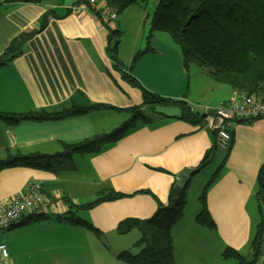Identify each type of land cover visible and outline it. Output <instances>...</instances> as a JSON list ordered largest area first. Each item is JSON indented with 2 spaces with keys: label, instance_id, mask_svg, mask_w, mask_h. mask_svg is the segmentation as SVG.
Masks as SVG:
<instances>
[{
  "label": "crops",
  "instance_id": "1",
  "mask_svg": "<svg viewBox=\"0 0 264 264\" xmlns=\"http://www.w3.org/2000/svg\"><path fill=\"white\" fill-rule=\"evenodd\" d=\"M87 1L0 0V56L11 42L36 32L45 21L43 30L21 43L19 54L0 67V113L59 109L71 102L107 107L61 121H28L15 127L0 122V160L15 153L55 155L63 151L65 144H78L111 132L125 121L126 112L116 109L142 106L139 87L162 98L184 101L192 112L203 116L202 107L216 106L236 95L217 83V94L207 90L192 94L190 80L185 96L172 93L174 82L161 70L184 77L189 71L174 50L165 53L156 45L160 42H146L143 21L149 9L137 3L116 17L121 30L135 22L136 39L128 43L126 50L120 39L116 61H111L106 45L109 30H113L107 21L112 9L103 0L92 6ZM120 28L116 30L121 32ZM164 43L169 46L170 42ZM146 49L130 67L134 53ZM179 85L175 91H179ZM118 114H124L122 119ZM146 115L148 123H138L116 143L100 145L97 154L59 159L53 171L16 167L0 172V199L22 192L30 182H39L48 203L45 211L34 215L37 221L0 234V243L6 245L8 253L5 264H14L24 253L38 264H52L49 257L53 264H97L94 256L98 254L101 264H124L116 256L130 252L141 234L133 230L118 235V223L128 218H151L159 205L166 206L170 188L176 186L180 173L190 175L186 183L189 187L217 154L194 173L215 142L214 133L204 128L205 121L195 126L178 120L180 112L175 106L165 113L154 110ZM230 135L228 156L206 194L207 210L216 228L196 225L194 218L199 212L195 207L190 218L182 215L172 228L175 264H233L221 257L223 250L231 248L249 255L256 226L264 222V203L255 197L257 175L264 164V118L236 122ZM111 189L124 195L148 191L152 196L136 194L90 210L80 207L81 202L83 206L89 204ZM71 213L93 230L67 221ZM86 247L88 252H84ZM263 250L264 245L262 255Z\"/></svg>",
  "mask_w": 264,
  "mask_h": 264
},
{
  "label": "trees",
  "instance_id": "2",
  "mask_svg": "<svg viewBox=\"0 0 264 264\" xmlns=\"http://www.w3.org/2000/svg\"><path fill=\"white\" fill-rule=\"evenodd\" d=\"M103 1L108 8L115 10L117 15L137 3V0ZM146 19H149L147 43L155 33H166L170 36L172 43L179 48L182 65L185 69L189 65H195L200 69L208 70L209 76L215 83L230 88L238 95L264 100V0H158L151 15ZM44 27L45 21L41 23L36 32H40ZM36 32L23 34L11 42L0 56V67L14 59L20 52V44L31 38ZM120 37V31L109 30L106 54L113 62L116 61ZM147 49L135 54L130 67L137 63L139 58L147 52ZM127 80L133 83V80L129 78ZM139 89L142 106H150L153 111L157 106H175L180 112L178 120L195 126L204 123L205 116L192 112L184 101L169 100L147 92L142 87ZM106 108L103 105H77L71 102L59 109H39L25 114L0 113V122L7 127H15L28 121H61ZM139 108L140 106L124 110L116 109L130 114V118L109 133L78 144H65L61 153L55 155H20L15 153L10 155L6 159L0 160V172L16 167L53 171V165L59 159L69 160L74 154H97L100 145L116 143L131 132L138 123L146 124L150 121L149 116ZM231 145L232 138L227 149L224 150V160L206 182L198 197L200 211L195 216L194 222L208 230H214L216 226L207 210L206 194L209 187L216 181ZM218 150L219 148L214 142L194 173L206 167ZM187 188L188 184L183 190H179L173 185L170 188L166 206L159 205L151 218L143 221L128 218L118 223L116 227L118 235H126L133 230H138L141 234L135 243L139 252L137 254L128 251L120 252L116 256L118 261L124 264H175L172 228L182 217ZM136 194L152 196L148 191L124 195L116 193L112 189L105 190L93 202L81 208L90 210L102 203L133 197ZM255 197L259 203H264V164L257 175ZM37 219L32 216L23 224H29ZM67 221L76 226L93 230L91 225L75 217L72 213ZM263 245L264 222H261L256 226L255 233L249 243L248 256H244L234 249L225 248L221 257L224 260H233L234 264H258Z\"/></svg>",
  "mask_w": 264,
  "mask_h": 264
},
{
  "label": "built area",
  "instance_id": "3",
  "mask_svg": "<svg viewBox=\"0 0 264 264\" xmlns=\"http://www.w3.org/2000/svg\"><path fill=\"white\" fill-rule=\"evenodd\" d=\"M97 0H88V5H95ZM115 10L107 17L115 20ZM204 128L215 134V142L220 150H226L231 139L230 129L238 121L264 118V100L244 95H234L226 102L216 106L202 107ZM39 182H30L22 192L12 197L0 199V233L22 225L30 217L45 211L47 201ZM8 259L6 245L0 243V264Z\"/></svg>",
  "mask_w": 264,
  "mask_h": 264
},
{
  "label": "rangeland",
  "instance_id": "4",
  "mask_svg": "<svg viewBox=\"0 0 264 264\" xmlns=\"http://www.w3.org/2000/svg\"><path fill=\"white\" fill-rule=\"evenodd\" d=\"M156 1H158V0H137V5L141 6L142 8L147 7V9H149V11L147 13H148V16H150L151 11H152L151 7ZM107 21L109 22V26L113 30H116L117 28H120V26H121V25L119 26V24H118L119 19L107 20ZM148 21H149V19H144V21H143L144 27L146 30L145 40L148 36V31H149V22ZM120 30H121V28H120ZM135 33H136L135 22H134V26H133V24L130 26H125V28L121 30L120 39L123 40L124 50L127 49V47H128L127 45L129 42L131 43L132 40H134V38L136 39ZM152 39H154V41L160 42V43H156V45L159 47V49L161 51H163L165 53H171L170 50H174L176 55L178 56V54H179V56L181 57L179 48L174 43H172L171 38L168 34L162 33V32L155 33L154 36L151 38V40ZM166 40H168L170 42L169 46H167V44L164 43V41H166ZM170 44H172L173 47ZM137 53L138 52L136 51L134 53V56ZM134 56H132V58ZM125 57L128 58V55L126 54ZM125 65H127V64L125 63ZM186 70H188L189 73L186 72L185 77L183 74L178 75L176 72L170 73L165 69L161 70V72L164 76H168L169 79L174 82V87L172 90H170L172 93L177 92V93H180L181 95L185 96L187 84H188V81L190 80L189 88H190V92L192 94H198L199 92L203 93L205 90H207L208 93L217 94V93H215V87H214V86H217V84L209 76L208 70L200 69V68L196 67L195 65H189ZM196 72H199V73L196 74ZM172 77L176 80V82L172 79ZM180 83H181V87L179 85V91H177V90L175 91V89L177 88V84H180ZM183 84H185V85H183ZM182 85H183V88H182ZM225 88L230 89L226 86H225ZM169 100L179 101L176 98H169ZM170 108H172V106H157V107H155V110L158 112L165 113V112L170 111ZM139 109L145 115L150 114L151 111H153L150 106H141ZM122 115L124 116V114H118L119 118L122 119ZM129 118H130V114L126 113L124 120L127 121ZM223 154H224V151L219 149L217 154H216V158L212 160V162L209 164V166L206 169L202 170L200 173H198L195 176L194 180L190 183L189 187L187 188V190H186V194H187L186 195V204H185V206L183 208V212H182V215L185 218H187V217L190 218V216L192 215V212L194 211V207L197 208L198 212L200 211V205L198 202V197L201 195L202 190H203L204 186L206 185V182L209 180L210 176L216 170L218 164L221 162V158H223ZM127 198H130V197H127ZM83 203L84 202H81L82 206H83ZM82 206H80V207H82ZM115 232H116V228H115ZM1 233H3V232H1ZM135 234H138V233L136 232ZM1 235H3V234H1ZM90 238H93L91 233H90ZM94 241L99 243V241H97L96 238L94 239ZM88 251H89V247H86L84 249V252H88ZM101 251H102V248H101ZM130 252L132 254H137L139 252V248H137L134 245V247L130 250ZM102 253L105 254L106 252L102 251ZM106 255H108V253ZM244 256H248V255L245 254ZM228 260L234 264L233 260H230V259H228ZM94 261H96L97 264H101V255L98 254V255L94 256ZM36 262H37L36 259H34L33 262L30 261L28 259V257L25 256V253H24V256H20V257L16 258L14 264H38ZM49 262L53 264L54 263L53 258L49 257ZM259 263L264 264V250H263V255H262Z\"/></svg>",
  "mask_w": 264,
  "mask_h": 264
},
{
  "label": "water",
  "instance_id": "5",
  "mask_svg": "<svg viewBox=\"0 0 264 264\" xmlns=\"http://www.w3.org/2000/svg\"><path fill=\"white\" fill-rule=\"evenodd\" d=\"M189 179H190V175L189 174L180 173L178 175V181H177L176 187L179 190H183L185 188V186H186V183L189 181Z\"/></svg>",
  "mask_w": 264,
  "mask_h": 264
}]
</instances>
